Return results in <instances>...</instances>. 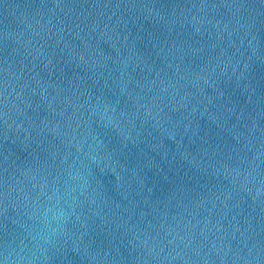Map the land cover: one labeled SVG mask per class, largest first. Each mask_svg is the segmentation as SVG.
<instances>
[{"label": "water", "instance_id": "obj_1", "mask_svg": "<svg viewBox=\"0 0 264 264\" xmlns=\"http://www.w3.org/2000/svg\"><path fill=\"white\" fill-rule=\"evenodd\" d=\"M0 264H264V0H0Z\"/></svg>", "mask_w": 264, "mask_h": 264}]
</instances>
